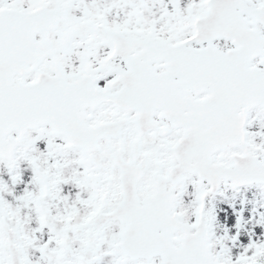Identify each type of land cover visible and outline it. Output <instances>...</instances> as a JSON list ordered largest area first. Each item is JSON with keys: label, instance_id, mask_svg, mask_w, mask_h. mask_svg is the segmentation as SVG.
I'll use <instances>...</instances> for the list:
<instances>
[{"label": "snow or ice", "instance_id": "6c2138e0", "mask_svg": "<svg viewBox=\"0 0 264 264\" xmlns=\"http://www.w3.org/2000/svg\"><path fill=\"white\" fill-rule=\"evenodd\" d=\"M0 264H264V0H0Z\"/></svg>", "mask_w": 264, "mask_h": 264}, {"label": "rangeland", "instance_id": "374dc122", "mask_svg": "<svg viewBox=\"0 0 264 264\" xmlns=\"http://www.w3.org/2000/svg\"><path fill=\"white\" fill-rule=\"evenodd\" d=\"M5 179H7V176H6V175H5ZM19 189L22 190V189H23V185H20V186H19ZM254 195L258 196V193L256 192L255 189H252V190L249 191L248 198H249V199H252ZM238 207H239V205H238ZM248 207L250 208L251 205H249Z\"/></svg>", "mask_w": 264, "mask_h": 264}]
</instances>
